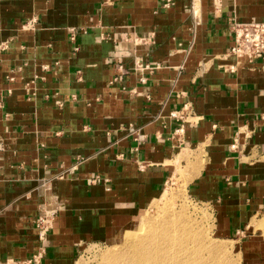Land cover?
Masks as SVG:
<instances>
[{"label": "crops", "instance_id": "crops-1", "mask_svg": "<svg viewBox=\"0 0 264 264\" xmlns=\"http://www.w3.org/2000/svg\"><path fill=\"white\" fill-rule=\"evenodd\" d=\"M229 16L264 22V0H0V264H75L178 158L215 231L244 234L264 212V61L230 55ZM241 255L264 264V241Z\"/></svg>", "mask_w": 264, "mask_h": 264}, {"label": "rangeland", "instance_id": "rangeland-1", "mask_svg": "<svg viewBox=\"0 0 264 264\" xmlns=\"http://www.w3.org/2000/svg\"><path fill=\"white\" fill-rule=\"evenodd\" d=\"M184 159L189 162L188 157ZM180 161V158H178L175 163L176 171L169 179L163 193L134 220L131 226L122 230L113 240L82 247L75 264H117L118 262L119 264H126L127 254H129L127 249L129 250L132 243L129 237L133 236L134 238L136 236V241L145 237L153 238L152 235L151 237L145 235L144 230H153V227L156 226L158 229L160 228L157 230L160 235L154 237L155 241L158 240L163 244L171 256L180 253L179 264H244L241 255V242L259 238L264 241V224L258 229L252 224V222L262 219L264 212L251 221L244 234L239 233L229 238L220 236L215 231L211 207L193 197L192 193L188 191L187 177L180 167ZM172 212L182 215L184 221L189 219L190 223L187 230L180 226L183 224V220L180 224L171 221L169 217ZM173 230L178 232L179 241H176L174 237L169 239L168 236L172 234L171 231ZM191 231L199 237L195 243V239L192 240V237L191 242L189 239L185 241V232L187 235ZM180 238L182 243H180ZM178 244L181 246V250L177 246ZM196 244L198 248H196ZM212 244H221L223 250L216 253L211 252L210 246ZM195 249L198 250L193 255ZM128 261H131V259Z\"/></svg>", "mask_w": 264, "mask_h": 264}, {"label": "built area", "instance_id": "built-area-1", "mask_svg": "<svg viewBox=\"0 0 264 264\" xmlns=\"http://www.w3.org/2000/svg\"><path fill=\"white\" fill-rule=\"evenodd\" d=\"M170 3L167 2L166 7ZM228 30L233 38V46L229 50L230 55L235 58H246L249 61H264V22H240L234 16L226 19ZM72 40V38H71ZM144 80H141L143 83ZM189 112L187 106H183L178 114H171V118L182 120ZM53 213L43 211V213L34 220V228L37 232V239L40 243L46 240L47 235L52 229ZM42 258L41 254L25 262H6L4 264H38Z\"/></svg>", "mask_w": 264, "mask_h": 264}, {"label": "bare ground", "instance_id": "bare-ground-1", "mask_svg": "<svg viewBox=\"0 0 264 264\" xmlns=\"http://www.w3.org/2000/svg\"><path fill=\"white\" fill-rule=\"evenodd\" d=\"M172 213L169 217V218H171V221L174 223L179 222V224H180V222L183 220L182 221L183 224L180 226H181V228L187 230V228H189V223H190V221H188L189 219L184 221L182 215L175 214V213L172 214ZM252 224L254 227H256V229L260 228L261 226H263L262 224H264V217L262 219H260L259 221L252 222ZM159 229L156 226V227H153V230L152 229L144 230V233H145V235L147 234L150 237H151V235L156 237L157 235H160L159 231H157ZM135 231H136V229H135ZM156 231H157V233H156ZM133 232H134V230H133ZM171 233L172 234L168 236L169 239L174 237V239L176 241H179L178 232L173 230V231H171ZM154 237L153 238L145 237L144 239H141V240L137 239V241L135 240L136 236H134V238H133V236L131 238L129 237V239L132 240L131 241L132 243L129 246V250L127 249L128 253H129V254H127V263L128 264H179L180 253H178L176 256L169 255V251L158 240L155 241ZM191 237H192V240L195 239L194 243L197 241V238L199 239V237L196 234H193V231L187 233V235L185 232V241H187V239H189V241L191 242L192 241ZM126 238H127V235H126ZM162 239L164 240V238H162ZM180 243H182L181 238H180ZM177 246L181 250V246L179 244ZM196 248H198L197 244H196ZM210 248H211L210 249L211 252H213V253H216V252L223 250V246L221 244H212L210 246ZM197 250L198 249L193 250V255L196 253ZM129 259H131V261H128ZM117 264H119V262ZM120 264H123V263H120Z\"/></svg>", "mask_w": 264, "mask_h": 264}]
</instances>
